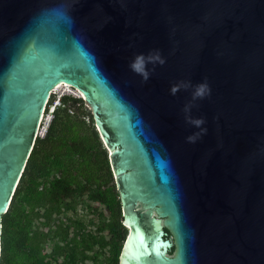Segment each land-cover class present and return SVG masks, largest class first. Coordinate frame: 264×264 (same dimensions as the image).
Instances as JSON below:
<instances>
[{
	"label": "water",
	"instance_id": "95a60500",
	"mask_svg": "<svg viewBox=\"0 0 264 264\" xmlns=\"http://www.w3.org/2000/svg\"><path fill=\"white\" fill-rule=\"evenodd\" d=\"M156 52L145 81L130 64ZM201 83L211 95L186 112ZM59 84L109 152L119 264H264V0H0V260Z\"/></svg>",
	"mask_w": 264,
	"mask_h": 264
},
{
	"label": "trees",
	"instance_id": "16d2710c",
	"mask_svg": "<svg viewBox=\"0 0 264 264\" xmlns=\"http://www.w3.org/2000/svg\"><path fill=\"white\" fill-rule=\"evenodd\" d=\"M61 101L46 136L36 138L10 207L2 216L0 264H52L39 256L33 244L36 237L31 215L42 203L59 204L75 195H87L108 210L112 217L105 224L109 240H103L101 245L110 247L112 264L118 263L127 229L109 152L84 100L64 96ZM76 106L78 113L72 115L69 108Z\"/></svg>",
	"mask_w": 264,
	"mask_h": 264
},
{
	"label": "rangeland",
	"instance_id": "374dc122",
	"mask_svg": "<svg viewBox=\"0 0 264 264\" xmlns=\"http://www.w3.org/2000/svg\"><path fill=\"white\" fill-rule=\"evenodd\" d=\"M64 92L57 90L56 96ZM69 110L74 115L79 107ZM31 221L36 237L33 244L44 261L52 264L113 263L112 250L101 245L103 240H109L105 224L112 221V217L104 205L92 202L87 195H75L59 204L42 203L32 213ZM128 232L129 229L124 240Z\"/></svg>",
	"mask_w": 264,
	"mask_h": 264
},
{
	"label": "clouds",
	"instance_id": "9594fccd",
	"mask_svg": "<svg viewBox=\"0 0 264 264\" xmlns=\"http://www.w3.org/2000/svg\"><path fill=\"white\" fill-rule=\"evenodd\" d=\"M157 62L160 65H163L165 63V60L161 57L159 52L150 53L147 57L140 55V56H137L132 61V63L130 64V68L132 69V71H134L138 75H141L145 81H147L150 77V71L146 67L147 64L149 63L155 64ZM189 87H192L190 83H181L179 85L173 86L171 89V92L173 95H175L181 88L188 89ZM208 95H211V89L207 85V83H201V84L195 85L194 90L192 92V103L185 106V111L189 112L191 107L194 106L195 101L204 99ZM189 123L193 124L196 127H200L203 124V120L189 119ZM189 140L192 141L193 137H189Z\"/></svg>",
	"mask_w": 264,
	"mask_h": 264
},
{
	"label": "built area",
	"instance_id": "2783aa9c",
	"mask_svg": "<svg viewBox=\"0 0 264 264\" xmlns=\"http://www.w3.org/2000/svg\"><path fill=\"white\" fill-rule=\"evenodd\" d=\"M72 88V87H71ZM73 89V88H72ZM67 93V94H66ZM66 94V95H65ZM55 96L54 98V101H53V104L52 105H49V102L51 100V98ZM64 96H71L73 98H82L79 97V96H75L73 95L72 93H69V92H64V94L62 95H58L56 96V92H52L51 93V96H50V99H49V102L47 103V106H46V110L44 112V115L40 121V124H39V127H38V130H37V134H36V138H44L48 132V129H49V126L51 124V121L53 119V114H54V110L59 107V106H62V97ZM47 108H49V110L47 111ZM70 113H72L70 110H69Z\"/></svg>",
	"mask_w": 264,
	"mask_h": 264
},
{
	"label": "bare ground",
	"instance_id": "6f19581e",
	"mask_svg": "<svg viewBox=\"0 0 264 264\" xmlns=\"http://www.w3.org/2000/svg\"><path fill=\"white\" fill-rule=\"evenodd\" d=\"M57 90H63V91L72 93L73 95L79 96V97L82 96L81 92L76 91L75 89H72L71 86H69L67 84H59L58 86L55 87V89L53 91L57 92Z\"/></svg>",
	"mask_w": 264,
	"mask_h": 264
},
{
	"label": "flooded vegetation",
	"instance_id": "af4514ba",
	"mask_svg": "<svg viewBox=\"0 0 264 264\" xmlns=\"http://www.w3.org/2000/svg\"><path fill=\"white\" fill-rule=\"evenodd\" d=\"M174 251H175V249H174ZM120 253H121V251H120ZM119 258H120V254H119ZM119 258H118V263L117 264H119Z\"/></svg>",
	"mask_w": 264,
	"mask_h": 264
}]
</instances>
